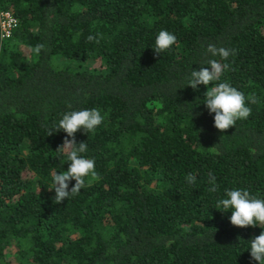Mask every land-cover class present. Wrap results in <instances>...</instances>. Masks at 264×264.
<instances>
[{
  "label": "trees",
  "instance_id": "obj_1",
  "mask_svg": "<svg viewBox=\"0 0 264 264\" xmlns=\"http://www.w3.org/2000/svg\"><path fill=\"white\" fill-rule=\"evenodd\" d=\"M0 7L19 23L0 41V264H258L248 241L264 228L233 226L215 204L235 188L264 199V0ZM161 30L177 42L158 55ZM209 44L236 50L219 82L258 100L224 132L206 86H187L191 70L220 60ZM92 108L104 122L76 140L100 178L56 204L52 173L68 168L56 152L67 134L49 131L65 112Z\"/></svg>",
  "mask_w": 264,
  "mask_h": 264
},
{
  "label": "clouds",
  "instance_id": "obj_2",
  "mask_svg": "<svg viewBox=\"0 0 264 264\" xmlns=\"http://www.w3.org/2000/svg\"><path fill=\"white\" fill-rule=\"evenodd\" d=\"M87 39L89 42L99 43L96 36L89 35ZM176 42L177 37L173 33L161 30L155 40L154 52L160 55V53L171 49ZM44 49L45 45L40 43L34 47L33 51L39 55ZM207 52L213 57L219 56L220 60L209 59L206 61L207 66H201L199 70H191L187 86L193 90H198L200 85L206 86L204 104L209 114H215L214 127L224 132L235 127L237 120L247 119L252 114L248 103L256 104L258 100L255 94L246 97L242 91L230 83L219 82L225 70L229 68L227 63H221V61H226L230 56H234L235 49L218 48L214 44H209ZM210 85L212 86L209 87ZM104 119L105 117L97 108L68 111L49 131L48 135L61 130L67 134L62 145L56 150L59 156L66 155L68 168L59 174L56 171L52 173V189L55 190L54 203L60 204L66 198L70 199L78 195L93 180L100 178L95 170V160L83 155L88 151L87 142L77 143L76 134L81 130L86 134L94 133L97 127L104 122ZM86 178H90L87 184ZM72 180L75 181V184L69 189V182ZM186 180L188 184L193 185L196 182V176L189 173ZM208 183L211 185L209 191L215 193L218 185L215 176L211 173ZM215 209L222 212L231 210L229 219L233 226L264 228V199L252 195L247 189H226L224 197L216 201ZM248 242L251 258L258 264H264V231Z\"/></svg>",
  "mask_w": 264,
  "mask_h": 264
},
{
  "label": "built area",
  "instance_id": "obj_3",
  "mask_svg": "<svg viewBox=\"0 0 264 264\" xmlns=\"http://www.w3.org/2000/svg\"><path fill=\"white\" fill-rule=\"evenodd\" d=\"M18 20L12 11L0 7V41L10 40L18 28Z\"/></svg>",
  "mask_w": 264,
  "mask_h": 264
}]
</instances>
